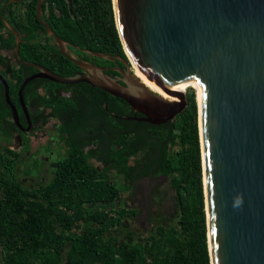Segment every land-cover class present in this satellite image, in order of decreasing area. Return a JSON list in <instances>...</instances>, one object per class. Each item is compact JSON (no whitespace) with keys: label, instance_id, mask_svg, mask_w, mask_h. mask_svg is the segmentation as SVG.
I'll return each instance as SVG.
<instances>
[{"label":"trees","instance_id":"16d2710c","mask_svg":"<svg viewBox=\"0 0 264 264\" xmlns=\"http://www.w3.org/2000/svg\"><path fill=\"white\" fill-rule=\"evenodd\" d=\"M25 1L23 12L0 0V28L6 18L24 33L20 58L64 77L80 73L47 37L37 16L39 0ZM42 15L81 60L114 66L112 59L87 53L92 51L128 61L113 0H46ZM9 35L6 40L0 34V50H13L16 38ZM11 61L0 55V74L27 127L18 92L38 70ZM24 95L32 121L29 133L13 122L0 81V134L11 142L16 133L22 139L21 153L0 152L1 264H211L195 91L187 95L185 111L164 125L123 119L142 115L87 83L35 79ZM94 119L101 123L98 136L89 124ZM52 120L60 123L58 139L66 152L55 162L50 180L25 185L23 176L35 180L41 168L33 155L27 162L22 155L30 151L31 136ZM161 177L170 179L173 191L169 213L161 208ZM145 181L150 183L146 191L141 187ZM125 199L134 208L121 204ZM143 222L149 230L139 227Z\"/></svg>","mask_w":264,"mask_h":264},{"label":"water","instance_id":"95a60500","mask_svg":"<svg viewBox=\"0 0 264 264\" xmlns=\"http://www.w3.org/2000/svg\"><path fill=\"white\" fill-rule=\"evenodd\" d=\"M45 2L38 1L39 21L62 55L82 71L64 77L24 62L23 34L3 18L16 37V61L38 70L18 92L27 127L0 74L19 131L29 132L32 127L24 91L35 79L100 88L125 100L151 125L174 123L189 105L186 91L177 87L196 84L201 94L199 133L211 264H264V0H113L124 50L125 44L141 71L178 101L148 88L134 74L128 56V61L114 58L127 66L126 72L118 69L125 85L104 68L78 58L44 21ZM104 108L108 109L106 104ZM19 139L22 144L20 134Z\"/></svg>","mask_w":264,"mask_h":264},{"label":"flooded vegetation","instance_id":"af4514ba","mask_svg":"<svg viewBox=\"0 0 264 264\" xmlns=\"http://www.w3.org/2000/svg\"><path fill=\"white\" fill-rule=\"evenodd\" d=\"M4 4H6V5L13 4L16 7L18 6L24 12L25 6L27 5V1H25V0H7L6 3L4 2ZM41 25H42V23H41ZM16 30H18L20 33H22L19 29H16ZM22 34H23V38H24V33H22ZM46 35H47V37L52 38L51 36H48L47 31H46ZM112 60H113L114 66L105 67V68L102 67V68H104L106 70V72L107 71L108 72H112V74L114 75L113 78L119 80L120 83H122V84L125 85V83L123 81L124 77L118 71V69H122L123 71L126 72L128 70L126 64L123 61H121V60H115V59H112ZM117 61H120V62H117ZM11 63L12 64L18 63L16 61V59H15V56L12 57ZM116 63L117 64L118 63L123 64L125 68L123 69L119 64L117 65ZM131 66H132V69H133L134 68L133 67V64H131ZM133 71H134V69H133ZM107 108H108V106H107ZM134 118H137L138 119V120H136V121H138V123H142V124L143 123H146V122H144V121L141 120L143 118V115L141 117H137L136 116ZM49 124H52V126L54 127L53 130H50V131H46L45 132L44 129H42L41 131L37 132L35 135L31 136V142H30L31 148H30V151L28 153H23V160H25V162H27L29 160V158H30L29 156L30 155H33V159H38L40 161V168H41V170L39 172V176H37L35 180L31 179L30 177H27L26 175L23 176V182H24L25 185H30L31 183L44 184L48 180H50L51 177H52V175H53V168H54L53 166H54L55 162H57L58 160H60L62 158V156L66 152L65 149L63 148V146L61 145V143L59 142V139H58V133H57V131H58V127H59L60 123L57 120H52ZM89 124L94 127V133L93 134L96 135V136H98V134H99V127L101 126L100 120L94 119ZM47 126L45 128H47ZM24 127H26V126H24ZM29 132H24V133H29ZM32 137H35V139H37V143H36V148L35 149H33V144L35 142L32 140ZM92 147H93V145H91V144L90 145H87L86 146V150L88 151ZM94 162H95L96 165H99L96 161H94ZM29 179L31 180L30 183H28Z\"/></svg>","mask_w":264,"mask_h":264},{"label":"rangeland","instance_id":"374dc122","mask_svg":"<svg viewBox=\"0 0 264 264\" xmlns=\"http://www.w3.org/2000/svg\"><path fill=\"white\" fill-rule=\"evenodd\" d=\"M192 91H195L196 101H197V90L194 87H189L186 90V93H187V95H189ZM197 105H198V101H197ZM53 128L54 127L52 126V124H49L47 126V128L44 129V131L45 132L46 131H50V130H53ZM32 140L35 142L33 144V149H35L36 148L37 139H35V137H32ZM30 182H31V180L29 179L28 183H30ZM159 182L161 184V198L163 199V205L161 206V208L164 211H166L167 213H169V211H171V209L173 207V202H174L173 191H172V188H171L170 179L166 178V177H161L159 179ZM149 184L150 183H148V181L143 182L142 186H141L142 189L144 191H146V189L149 188ZM121 204H123L125 206H128V207H131V208H134V202H132L131 200H128V199H125V200L121 201ZM139 227L141 229L146 230V231L150 229L146 222L141 223L139 225ZM132 228H134V224L132 225Z\"/></svg>","mask_w":264,"mask_h":264},{"label":"crops","instance_id":"0c3cea01","mask_svg":"<svg viewBox=\"0 0 264 264\" xmlns=\"http://www.w3.org/2000/svg\"><path fill=\"white\" fill-rule=\"evenodd\" d=\"M16 9H18L19 7L15 6ZM1 14V11H0ZM5 20H7L9 22L8 19L4 18ZM3 21V18H2ZM4 23V21H3ZM10 23V22H9ZM11 24V23H10ZM9 32H11L6 25L4 24L3 28H0V34L4 37V39L9 40L11 37L9 35ZM0 55L7 57L9 59H12V57L14 56V51L10 50L9 48H4L2 50H0ZM33 142V141H32ZM22 144L20 143V139H19V133H16L14 136L13 141L11 142V140L7 137H5L4 135L0 134V152L2 154H5V151L7 149H14V150H18L21 153V149H22ZM22 159H23V155H22Z\"/></svg>","mask_w":264,"mask_h":264},{"label":"bare ground","instance_id":"6f19581e","mask_svg":"<svg viewBox=\"0 0 264 264\" xmlns=\"http://www.w3.org/2000/svg\"><path fill=\"white\" fill-rule=\"evenodd\" d=\"M119 27V25H118ZM124 47H125V51L127 53V56L129 58V61L131 62V64H133V69H134V74L139 77L141 79V81L143 83H145L148 88H150L152 91L156 92V93H159L160 95H162L164 98H167V99H170V100H173V101H178V99L176 97H173L171 95H169L168 93L164 92L162 89L159 88L158 85L154 84L142 71L141 69L136 65L132 55L130 54V52L128 51V49L126 48V45L124 44ZM189 87H194L196 90H197V100H198V104L200 106V89L199 87L194 84V83H191V84H184V85H181V86H178L177 89H180V90H184L186 91Z\"/></svg>","mask_w":264,"mask_h":264}]
</instances>
